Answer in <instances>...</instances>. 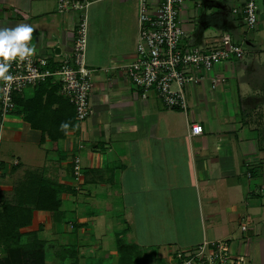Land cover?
<instances>
[{"label": "crops", "instance_id": "obj_1", "mask_svg": "<svg viewBox=\"0 0 264 264\" xmlns=\"http://www.w3.org/2000/svg\"><path fill=\"white\" fill-rule=\"evenodd\" d=\"M243 4L184 3L182 24L192 43L209 49L228 32L244 50L187 85L185 110L166 107L154 91L140 97L121 68L133 58L138 35V28L136 35L124 28L126 11L132 8L134 24L139 0H105L89 6L92 113L56 146L20 112L1 118L0 207L28 171L42 169L60 186L59 208H33L31 223L21 228L50 244L46 264H119L117 239L131 242L136 227L148 234L190 232L150 241L158 250L165 245L161 254L149 251L167 264L174 244L188 250L221 239L245 264H264V0H257L259 19L251 29ZM78 16L59 11L57 0H0V56L46 55L57 66L71 53ZM110 64L116 69L105 70ZM214 77L220 81L212 87ZM24 94L31 97L34 89ZM194 122L203 125L201 134L191 135ZM76 156L80 180L73 176ZM62 246L68 250L61 254Z\"/></svg>", "mask_w": 264, "mask_h": 264}, {"label": "built area", "instance_id": "obj_2", "mask_svg": "<svg viewBox=\"0 0 264 264\" xmlns=\"http://www.w3.org/2000/svg\"><path fill=\"white\" fill-rule=\"evenodd\" d=\"M94 0H57L59 11H78L71 53L55 67L49 66L46 55L31 53L0 56V112L2 117L15 108L13 95L28 85L49 76L60 82L62 93L75 106L76 119L83 121L92 113L90 97L93 92V69L87 64V8ZM187 0H139L138 35L133 58L123 68L141 98L154 91L163 105L185 110L188 106L189 84L200 82L205 72L231 58L240 57L244 50L231 34L224 32L219 43L209 49L190 41L182 22V7ZM257 0H244L243 20L251 28L258 23ZM110 64L105 70L116 69ZM220 81L212 78V87ZM137 93V94H138ZM199 122L190 125L191 135L201 134ZM76 180L82 177L78 156L73 159ZM247 225H242L245 230ZM0 257L2 253L0 251ZM169 264H245L244 258L234 255L226 239L203 241L197 247L180 250Z\"/></svg>", "mask_w": 264, "mask_h": 264}, {"label": "trees", "instance_id": "obj_3", "mask_svg": "<svg viewBox=\"0 0 264 264\" xmlns=\"http://www.w3.org/2000/svg\"><path fill=\"white\" fill-rule=\"evenodd\" d=\"M49 66L56 67L51 63ZM29 88L34 89L31 97L24 94ZM13 99L15 108L10 113L20 112L32 128L41 130L43 137L48 136L53 140L54 146L78 123L75 106L60 93V82L53 76L24 87L14 93ZM1 118L0 112V122ZM72 169L75 178L74 168ZM81 170L83 172V168ZM27 175L24 180L14 185L10 197L4 196L1 199L0 248L5 255L0 257V264H46V241L39 238L36 231L23 232L21 228L31 223L33 208H59L60 186L58 188V183L35 171H28ZM83 175L82 173V177ZM117 249L119 264H130L135 257H141L139 246L135 242H127L120 237L117 239ZM161 264L167 263L161 260Z\"/></svg>", "mask_w": 264, "mask_h": 264}, {"label": "rangeland", "instance_id": "obj_4", "mask_svg": "<svg viewBox=\"0 0 264 264\" xmlns=\"http://www.w3.org/2000/svg\"><path fill=\"white\" fill-rule=\"evenodd\" d=\"M103 1H105V0H94L93 1V5H92V7L93 8H95L98 4H100L101 2H103ZM199 2H200V0H199ZM91 5V4H90ZM89 5V6H90ZM89 6H88V8H87V21H88V19H90L91 18V10H90V8H89ZM137 9H138V6H137ZM133 10H132V8H130V10H128V11H126V14H130L129 16H127V19L125 20V22H124V28H126L127 30H128V28L133 32V29L135 30V35H136V32H137V26H138V22L137 21H135L134 20V24H133V21L131 20L132 19V16H133V12H132ZM94 17L96 16L95 14L93 15ZM244 24H245V26L247 27V28H249V29H251V27H249L245 22H244ZM184 26V25H183ZM133 28V29H132ZM213 28V27H212ZM215 31H218L219 29H218V27H214L213 28ZM126 30V31H127ZM231 36H232V34H231ZM232 38H233V36H232ZM234 39V38H233ZM134 46H135V44H134ZM39 175H43V173H42V169L41 170H39V172H37ZM26 175V174H25ZM29 175H30V173H29ZM28 175H26L25 176V178L27 177ZM37 176V175H36ZM25 178H23L22 180H24ZM159 230V232H158V234H156V233H154V232H152V234H148L147 232H146V230H142V229H140L139 227H136V228H133V230H134V233H136L135 234V236H134V239L133 238H131L130 239V241L131 242H133L134 240H136V244L139 246V249H140V258H137V257H135V259L130 263V264H151V262L152 261H156L157 260V262H158V264H161V261H160V259H157V258H155V256H158V255H156V252H154V251H149V250H151L152 248H154L155 250H158V247H157V245H153V242H150V241H152V240H169V239H175V238H182V236L183 237H185L186 235H187V237L189 236V234H190V232H188L187 233V231L185 230V229H182V228H180V227H175V228H173L172 230H170V231H166V232H168V233H166V232H163L160 228H158ZM191 230H194V228H192ZM145 231V232H144ZM195 231V230H194ZM153 234H155V235H153ZM194 234H195V232H194ZM127 236H129V235H127ZM113 242H114V240H113ZM163 242V241H162ZM112 243V242H111ZM47 246H46V248H47V250L49 249V246H50V244H46ZM176 246H178L177 244H174V245H172V248H173V252L172 253H174V255L178 252V251H180V250H182V249H177L178 247H176ZM175 247V248H174ZM164 249H165V245H160V247H159V252H158V254L160 253H163L164 252ZM52 250V249H51ZM65 250H68L67 248H63V246H62V248L60 249V253L62 254V253H64L65 252ZM0 251H1V253H2V256L3 255H5V252H4V250L2 249V248H0ZM53 251V250H52ZM53 254H54V251H53ZM152 254V257L150 256ZM50 255V254H49ZM49 255H47V258L49 257ZM155 255V256H154ZM56 258H57V256H55ZM46 258V259H47ZM49 259V258H48ZM47 259V260H48ZM173 260H174V258H173V256H171L170 257V261L171 262H173ZM51 261L54 263L55 261H54V259H51ZM49 262H50V259H49ZM62 263L63 264H66V261L65 260H62ZM61 263V264H62ZM107 263H108V261H107Z\"/></svg>", "mask_w": 264, "mask_h": 264}]
</instances>
